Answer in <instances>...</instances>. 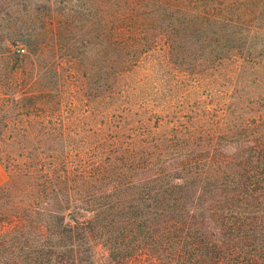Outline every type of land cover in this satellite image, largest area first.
Here are the masks:
<instances>
[{
    "label": "trees",
    "instance_id": "1",
    "mask_svg": "<svg viewBox=\"0 0 264 264\" xmlns=\"http://www.w3.org/2000/svg\"><path fill=\"white\" fill-rule=\"evenodd\" d=\"M87 19L58 66L0 48V264H264V0Z\"/></svg>",
    "mask_w": 264,
    "mask_h": 264
},
{
    "label": "rangeland",
    "instance_id": "2",
    "mask_svg": "<svg viewBox=\"0 0 264 264\" xmlns=\"http://www.w3.org/2000/svg\"><path fill=\"white\" fill-rule=\"evenodd\" d=\"M89 13L90 0H0V48L8 50L14 59L23 58L24 56H28L29 53L31 54L29 57L31 59L35 56H40V60L48 61L58 66V18H60V15H66L69 18H78L79 15H82L86 24L84 22H78V24L83 25L85 30H87L89 26L87 19ZM44 44L45 50L39 51V47ZM17 48L22 49V52H16ZM148 63L152 64L150 61ZM3 64L0 61V72ZM142 68H146V66ZM157 72V77L161 78L164 76V72L161 70ZM153 73L154 71L151 74L152 77ZM0 78L2 79V77ZM163 79L170 78L166 77ZM76 85L78 86V84ZM70 89L72 90L71 92L70 90H65L63 100H72L73 103L78 100L79 102L83 98L81 94L79 92L78 94L76 93V87L70 85ZM130 90L133 93L137 92L133 89ZM72 92L74 93L73 99L71 98ZM82 127L87 128L86 125ZM73 128L75 129L76 127ZM59 131L61 130H59L58 126V144L61 143V138H64L66 135V140H63V143L78 139L77 136L72 134V129L67 132L64 130L62 136H59ZM35 140L40 139L33 137L32 141ZM8 141V138L0 137V144ZM0 167L3 170L1 165ZM3 173L4 180L6 178L4 170ZM84 259H86V264H93L91 259H87L86 257ZM55 261L57 264L60 262L58 258H55ZM97 264L102 263L99 262Z\"/></svg>",
    "mask_w": 264,
    "mask_h": 264
},
{
    "label": "crops",
    "instance_id": "3",
    "mask_svg": "<svg viewBox=\"0 0 264 264\" xmlns=\"http://www.w3.org/2000/svg\"><path fill=\"white\" fill-rule=\"evenodd\" d=\"M2 174H4L3 173V170L1 169V167H0V184L4 181L3 180V175Z\"/></svg>",
    "mask_w": 264,
    "mask_h": 264
},
{
    "label": "built area",
    "instance_id": "4",
    "mask_svg": "<svg viewBox=\"0 0 264 264\" xmlns=\"http://www.w3.org/2000/svg\"><path fill=\"white\" fill-rule=\"evenodd\" d=\"M16 52H18V53L20 52V53H21V52H22V49L17 48V49H16Z\"/></svg>",
    "mask_w": 264,
    "mask_h": 264
}]
</instances>
